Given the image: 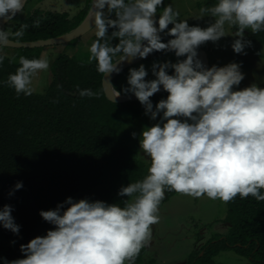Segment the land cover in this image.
<instances>
[{"label": "clouds", "instance_id": "clouds-1", "mask_svg": "<svg viewBox=\"0 0 264 264\" xmlns=\"http://www.w3.org/2000/svg\"><path fill=\"white\" fill-rule=\"evenodd\" d=\"M25 3L0 0V21L12 22ZM201 14L213 18L207 27L180 20L179 11L165 0H92L89 18L96 39L88 49V63L95 62L113 102L133 94L154 122L132 133L139 139V152L150 161L147 175L122 185L118 202L69 196L54 209L41 210L39 215L53 227L21 244V258L0 257L2 264H135L151 239L152 225L159 222L168 191L225 203L237 196L264 201V87H239L245 79L242 62L208 67L198 54L202 45L226 37L227 24L236 27L233 52L246 55L252 41L245 31H264V0H216ZM25 27L14 33L0 27V50L13 42V35L21 37ZM162 34L171 39L164 42ZM156 52L174 53L177 60L153 61L154 79H146L149 71L141 63L129 69L127 86L118 90L111 84L108 78L121 72L122 62ZM4 59L0 55V65ZM19 65L0 83L17 96H30L34 78L50 62L46 54L20 56ZM161 88L168 95L154 105L151 98ZM77 91L80 97L98 95L90 88ZM23 186L18 181L9 196ZM13 211L7 204L0 209V225L19 237L22 226Z\"/></svg>", "mask_w": 264, "mask_h": 264}, {"label": "trees", "instance_id": "trees-1", "mask_svg": "<svg viewBox=\"0 0 264 264\" xmlns=\"http://www.w3.org/2000/svg\"><path fill=\"white\" fill-rule=\"evenodd\" d=\"M30 2L24 7L26 14L9 29L14 33L21 30L22 24L27 25L21 37L13 35V41L46 40L69 33L86 19L92 7V0H86L75 16L77 23H73L68 13L38 9L27 12ZM215 2L211 0L206 7ZM249 35L254 42L264 45V31ZM163 39L166 42L171 37ZM6 49L9 48L2 51ZM13 50L18 53L13 58L0 52L5 56L0 65V81H6L20 66V56L38 58L34 53L37 49ZM169 54L174 53L156 52L147 58L163 59ZM102 82L95 62L83 63L76 57L61 55L53 63V80L43 94L17 96L14 89L0 83V209L11 205L16 223L22 226L18 237L0 225V236L16 241L13 248L0 245V257L21 258V244L53 227L39 215L41 210L54 209L69 196L118 202L117 193L122 185L147 175L148 168L139 161L137 149L117 136L118 118L115 119L114 111L117 104L106 98ZM78 87L90 88L98 95L80 97ZM167 95L164 92L151 99L158 102ZM18 181L23 182V188L9 196ZM175 194L166 192L161 205ZM228 206L229 235L197 248L196 257L204 251L197 260L213 264L215 256L234 250L256 264H264V201L237 196Z\"/></svg>", "mask_w": 264, "mask_h": 264}, {"label": "rangeland", "instance_id": "rangeland-1", "mask_svg": "<svg viewBox=\"0 0 264 264\" xmlns=\"http://www.w3.org/2000/svg\"><path fill=\"white\" fill-rule=\"evenodd\" d=\"M41 2L42 0H31L26 11L30 12L38 9L54 12L53 10H57L58 12H55L62 13L64 7L67 6L72 12L78 11L76 14H69L70 19H73V23H77L75 16L86 4V0H49L45 5L40 4ZM210 2L211 0H165L166 4L171 3L174 9L179 11L180 20H189L190 25L201 27H207L209 22L213 21V18L208 14H204L203 17L201 14V9L206 8ZM24 14L26 12L20 13L15 21L8 25V28L11 29ZM225 30L226 37L221 38L219 42L214 44L209 41L200 47L207 51L210 65L218 64L222 66L233 61L242 62V72L245 74V79L241 82L240 88L243 89L253 83L264 87V45L254 42L249 35L250 30H246L245 38L251 40L252 45L245 49L246 55L235 54L231 48V43L234 39L232 36L236 31V27L226 24ZM94 34L93 30L86 36L68 44L35 50L34 53L38 58L41 57V54L47 55L50 67L47 71H41L34 78L33 94H43L48 89L53 80V63L59 56L68 55L78 58L83 63H88V56L90 55L88 49L94 41ZM0 52L9 58H13L17 53L16 50L10 48L5 51L0 50ZM167 60L175 63L177 58L174 54H169L163 59L146 58L132 67H139L143 63L149 71L146 79H154L151 74L153 61ZM129 69L116 79L115 85L118 90L127 86ZM172 71L174 70H170L169 74ZM152 100L155 105L158 99ZM114 111L115 119L118 118L116 121L118 138L137 149L139 161L148 168L150 161L142 152H139V139L138 137L134 139L132 133L139 134L145 125L151 126L154 122L144 115V109L139 101L117 104ZM228 212V202L212 200L207 196L193 198L180 193L171 196L160 206L159 222L152 225L151 239L136 257L135 264H202L197 258L202 257L204 251L196 257V249L204 246L209 240H216L229 235L231 227L227 221ZM0 245L8 248L15 246L2 236H0ZM256 257L259 259V255H256ZM212 263L256 264L250 259L240 256L234 250L220 253L213 258Z\"/></svg>", "mask_w": 264, "mask_h": 264}, {"label": "water", "instance_id": "water-1", "mask_svg": "<svg viewBox=\"0 0 264 264\" xmlns=\"http://www.w3.org/2000/svg\"><path fill=\"white\" fill-rule=\"evenodd\" d=\"M27 2H28V0H26V3ZM26 3H25V5H26ZM91 9H92V7H91ZM19 14L20 13H18L15 18H17V16ZM10 23L9 22H4V21H0V27L6 28ZM92 31H93V29H92V21L89 18V14H88L86 19L77 28H75L74 30H72L69 33H66L64 35H61V36H58V37H55V38H49V39H46V40H37V41H30V42H16V41H13L6 48H10V49H38V48H45V47H51V46L65 45V44H68V43H70L72 41H75L77 39H80V38L86 36L87 34L91 33ZM198 54H199V58L206 64V66L211 67L207 51L204 50V49H200V50H198ZM143 60L144 59H139L138 58L135 61H133L132 63L122 62L119 65V67H121V69H122L121 72L118 73V74L117 73H112L111 76L108 78L110 80L111 84L114 85V81L122 73H124L126 70H128L132 66L140 63ZM102 86H103L106 98L110 102H112L114 104H123V103L138 101L137 98L133 94H130V95L122 94L121 97H119L118 99H116L113 102L110 99V98H113L110 86L108 88H106V86L104 84V81L102 82ZM164 92L165 91H163V89L161 88V91L156 93V94H154V96L162 94Z\"/></svg>", "mask_w": 264, "mask_h": 264}, {"label": "crops", "instance_id": "crops-1", "mask_svg": "<svg viewBox=\"0 0 264 264\" xmlns=\"http://www.w3.org/2000/svg\"><path fill=\"white\" fill-rule=\"evenodd\" d=\"M48 1L49 0H42V2L40 3V4H43V5H45V4H47L48 3ZM39 4V5H40ZM83 8V7H82ZM81 8V9H82ZM81 9H80V11H81ZM54 12L55 11H57V10H53ZM58 12V11H57ZM68 12H70V13H68ZM78 11H75V12H72V10L71 9H68L67 8V6L66 7H64V9H63V11H62V13H68V14H76ZM223 66V65H222ZM240 87V86H239Z\"/></svg>", "mask_w": 264, "mask_h": 264}, {"label": "flooded vegetation", "instance_id": "flooded-vegetation-1", "mask_svg": "<svg viewBox=\"0 0 264 264\" xmlns=\"http://www.w3.org/2000/svg\"><path fill=\"white\" fill-rule=\"evenodd\" d=\"M198 247V246H197Z\"/></svg>", "mask_w": 264, "mask_h": 264}]
</instances>
